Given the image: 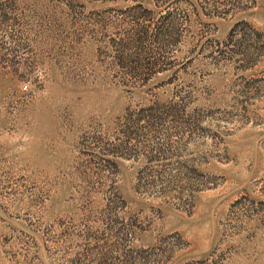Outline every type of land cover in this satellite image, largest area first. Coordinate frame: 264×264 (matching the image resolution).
<instances>
[{
  "label": "rangeland",
  "instance_id": "1",
  "mask_svg": "<svg viewBox=\"0 0 264 264\" xmlns=\"http://www.w3.org/2000/svg\"><path fill=\"white\" fill-rule=\"evenodd\" d=\"M0 264H264V0H0Z\"/></svg>",
  "mask_w": 264,
  "mask_h": 264
},
{
  "label": "trees",
  "instance_id": "2",
  "mask_svg": "<svg viewBox=\"0 0 264 264\" xmlns=\"http://www.w3.org/2000/svg\"><path fill=\"white\" fill-rule=\"evenodd\" d=\"M230 4V3H229Z\"/></svg>",
  "mask_w": 264,
  "mask_h": 264
}]
</instances>
